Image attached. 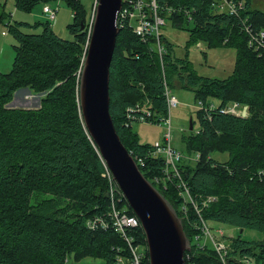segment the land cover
Masks as SVG:
<instances>
[{"label":"trees","instance_id":"obj_1","mask_svg":"<svg viewBox=\"0 0 264 264\" xmlns=\"http://www.w3.org/2000/svg\"><path fill=\"white\" fill-rule=\"evenodd\" d=\"M43 0H15L18 10L32 12ZM213 0H160L162 4L194 11L193 22L182 14L173 25L190 34V43L204 41L209 47L235 49L232 75L218 80L198 77L187 58L177 59L166 41L164 74L170 87L194 90L197 100L209 97L220 105L209 115L197 112L200 131L184 137L189 155L199 153L194 163L184 160L179 168L193 198L217 200L203 210L206 221L232 225L263 234L261 240H232L230 264H264V46L256 50L246 32L264 31V11L243 1L238 15L218 13ZM73 21L68 26L72 40L56 34L50 22L38 23L41 33L23 32L18 23L9 26L17 40L16 56L9 73L0 71V264H64L70 257L114 262L124 240L112 231H91L87 221L109 210L105 163L86 130L79 105V81L89 42L87 11L71 0ZM0 16V26L4 22ZM24 24H19L20 26ZM194 88V89H192ZM42 95L38 109H8L18 90ZM110 114L118 135L130 154L145 157L152 148L139 142L127 128L130 107L147 104L157 115L168 112L161 60L128 28H120L110 68ZM231 104L247 108L245 117L225 112ZM194 124V123H193ZM193 131V130H192ZM226 153L227 161L213 154ZM154 185L164 177L165 161L147 157L139 166ZM156 186L183 220L190 241L198 234L199 217L190 207L184 217L177 181ZM136 216L127 200L122 207ZM138 242L146 244L142 228ZM191 255V260L188 259ZM186 264H221L214 249H193ZM149 264V260H146Z\"/></svg>","mask_w":264,"mask_h":264},{"label":"built area","instance_id":"obj_2","mask_svg":"<svg viewBox=\"0 0 264 264\" xmlns=\"http://www.w3.org/2000/svg\"><path fill=\"white\" fill-rule=\"evenodd\" d=\"M97 0L95 3V7ZM212 8L218 13H227L230 15H238L240 11H243L245 4L243 1L235 0H213L211 4ZM94 7V12H95ZM58 10L44 5L43 14L46 16L48 22H51L56 18ZM193 12L181 7L169 6L162 4L160 0H123L122 9L118 16V27L128 28L143 42L149 44L152 52L156 53L160 60L163 70L165 97L167 100L168 112L166 115H157L152 111L147 104H138L135 107H130L126 112L125 126L127 128H134L135 125L140 124H152V125H165V137L163 143H158L149 150L145 157L138 156L134 158L138 166L145 167L147 157H162L165 161V168L163 170L164 177L155 178L154 185H163L164 189H167V183L176 180L177 189L179 195L183 199L184 203L181 206V212L184 217H188L190 207L193 208L196 215L199 217L200 223L196 226L198 234L191 241V251L193 249L204 250L207 247H211L215 250L219 257L221 264H230L229 258L232 252V240L226 242L225 234L221 228L215 230L216 235L213 233V229L209 226L208 221L203 216V210L208 208L211 203H214L216 197H207L198 203L192 196L190 188L187 182L182 178V173L179 165L184 160H189L194 163L198 162L201 158L200 154L184 155L178 152L172 146V117L171 112L174 108L180 104L179 99L172 94L171 87L166 80L164 74V57L168 54L166 37L164 34L165 27L168 20H172L175 15L182 14L184 18L193 22ZM94 16L92 17L91 26L93 24ZM11 22L9 26H11ZM246 32L250 36V44L256 50H259L264 46V31L255 32L250 26L246 28ZM3 36H7L9 33L3 31ZM203 110L209 115L215 109L216 106H210L203 104ZM247 108L241 109L238 104H231L225 108V112L234 115H243ZM105 172L103 177L108 181L107 196L110 199L109 210L102 215H96L87 221V228L91 231L103 230L112 231L118 234L125 243V248H118L119 254L111 264H146V260H149V252L147 243L144 245L138 242L136 232L139 228H142L141 221L137 216H132L127 213L126 208L122 205L126 199L121 192L115 178L107 167L104 165ZM190 251V252H191ZM188 259L191 260V255H188ZM238 262L244 264H253V261L249 258L238 259ZM64 264H71V258L67 257Z\"/></svg>","mask_w":264,"mask_h":264},{"label":"water","instance_id":"obj_3","mask_svg":"<svg viewBox=\"0 0 264 264\" xmlns=\"http://www.w3.org/2000/svg\"><path fill=\"white\" fill-rule=\"evenodd\" d=\"M122 4L123 0H97L79 81L81 116L104 163L141 221L149 264H186L185 254L191 251V241L182 218L144 176L118 135L110 114V68L120 33L118 16ZM15 101L7 108L16 109ZM242 116H246V111ZM189 129L193 130L192 120Z\"/></svg>","mask_w":264,"mask_h":264},{"label":"rangeland","instance_id":"obj_4","mask_svg":"<svg viewBox=\"0 0 264 264\" xmlns=\"http://www.w3.org/2000/svg\"><path fill=\"white\" fill-rule=\"evenodd\" d=\"M71 0H43L32 12H23L18 10L15 5V0H0V16L3 15L4 22L0 26V71L9 73L12 70L13 62L16 56L17 40L16 37L9 32V23L17 24L20 29L28 34L41 33V27H33L38 23H46L48 20L42 13L44 5L57 9V15L50 22L53 31L61 38L72 40L73 35L69 30V25L73 21L74 8L69 4ZM87 11V20L89 27L93 15H95L94 7L96 0H79ZM252 6L264 11V0H253ZM22 24L21 26L19 24ZM2 31L9 33L3 37ZM164 34L166 40L173 46L174 55L177 59L187 58L192 64L193 73L198 77L223 80L230 77L234 71L236 62V51L227 46L209 47L204 41H199L198 44L190 43V34L187 31L178 30L171 20H168ZM178 85V84H176ZM172 86L171 91L174 96L179 99L180 104L171 112L172 117V146L180 153L189 155L184 137H189L191 133L198 134L200 131V122L197 117V112L202 109L203 103L197 100L195 91L181 86ZM194 89V88H192ZM42 95L34 94L30 89L18 90L13 101L15 108H31L35 109L41 106ZM220 100L215 97H209L206 100V105H220ZM9 105V104H8ZM7 105V107H8ZM192 120L193 131H190V121ZM137 133L139 142L143 145L154 146L158 143H163L165 137V125L140 124L133 128ZM197 153H194V155ZM214 159L224 162L227 161L229 155L226 153L213 154ZM160 191V190H159ZM209 226L215 230L221 228L225 234L226 242L242 236L247 241L261 240L263 234L254 230H241L224 223L209 221ZM71 264H106L101 259L85 258L80 262L71 259Z\"/></svg>","mask_w":264,"mask_h":264},{"label":"bare ground","instance_id":"obj_5","mask_svg":"<svg viewBox=\"0 0 264 264\" xmlns=\"http://www.w3.org/2000/svg\"><path fill=\"white\" fill-rule=\"evenodd\" d=\"M98 104H99V106L101 105V98H99V100H98Z\"/></svg>","mask_w":264,"mask_h":264},{"label":"crops","instance_id":"obj_6","mask_svg":"<svg viewBox=\"0 0 264 264\" xmlns=\"http://www.w3.org/2000/svg\"><path fill=\"white\" fill-rule=\"evenodd\" d=\"M42 11H43V9H42ZM42 13H43V12H42ZM2 32H3V31H2ZM2 32H1V33H2ZM1 35H2V34H1ZM8 35H9V34H8ZM8 35H7V36H8ZM2 36H3V35H2ZM3 37H6V36H3ZM38 108H40V106H39ZM38 108H35V109H38Z\"/></svg>","mask_w":264,"mask_h":264}]
</instances>
